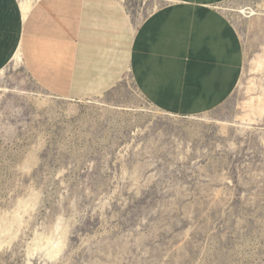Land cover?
<instances>
[{
  "label": "rangeland",
  "instance_id": "1",
  "mask_svg": "<svg viewBox=\"0 0 264 264\" xmlns=\"http://www.w3.org/2000/svg\"><path fill=\"white\" fill-rule=\"evenodd\" d=\"M118 1L137 26L167 0ZM220 6L244 64L201 114L167 116L129 74L59 98L15 53L0 71V264H264V117L241 119L264 94V0Z\"/></svg>",
  "mask_w": 264,
  "mask_h": 264
},
{
  "label": "crops",
  "instance_id": "2",
  "mask_svg": "<svg viewBox=\"0 0 264 264\" xmlns=\"http://www.w3.org/2000/svg\"><path fill=\"white\" fill-rule=\"evenodd\" d=\"M225 1L167 0L136 26L118 0H38L26 19L19 0H0V71L21 48L30 77L56 97L101 95L129 74L158 110L205 113L244 64Z\"/></svg>",
  "mask_w": 264,
  "mask_h": 264
},
{
  "label": "bare ground",
  "instance_id": "3",
  "mask_svg": "<svg viewBox=\"0 0 264 264\" xmlns=\"http://www.w3.org/2000/svg\"><path fill=\"white\" fill-rule=\"evenodd\" d=\"M20 7L22 9L23 17L26 19L28 17V15L30 14V12H31V10L33 9L34 6L31 5V2H29V0H22L20 2ZM240 14L248 16L249 18L260 15L259 13H257L252 8L241 9ZM16 55H17L16 59L19 62L23 61V53H22V49L21 48L16 53ZM254 62H255L254 70L256 72L257 71L258 72L259 71L264 72V56L258 57V59L255 60ZM254 102H255V100H252V102L249 105H247V107H249L250 110H249V113H247L245 116H243L241 118L243 121H247V122H250V123L258 122L259 120H262V118L264 117V94L257 98V103L256 104Z\"/></svg>",
  "mask_w": 264,
  "mask_h": 264
},
{
  "label": "water",
  "instance_id": "4",
  "mask_svg": "<svg viewBox=\"0 0 264 264\" xmlns=\"http://www.w3.org/2000/svg\"><path fill=\"white\" fill-rule=\"evenodd\" d=\"M167 116H171V115H169V114L167 113ZM172 116H173V114H172Z\"/></svg>",
  "mask_w": 264,
  "mask_h": 264
}]
</instances>
